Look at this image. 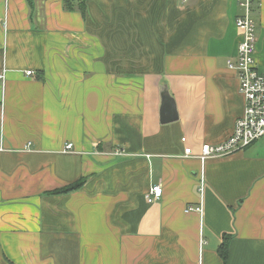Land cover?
I'll return each instance as SVG.
<instances>
[{
  "label": "crops",
  "instance_id": "obj_1",
  "mask_svg": "<svg viewBox=\"0 0 264 264\" xmlns=\"http://www.w3.org/2000/svg\"><path fill=\"white\" fill-rule=\"evenodd\" d=\"M252 1L264 73V0ZM71 7L0 0V264H264V138L204 164L183 158L226 141L243 115L227 68L237 2ZM163 87L178 116L164 125Z\"/></svg>",
  "mask_w": 264,
  "mask_h": 264
},
{
  "label": "built area",
  "instance_id": "obj_2",
  "mask_svg": "<svg viewBox=\"0 0 264 264\" xmlns=\"http://www.w3.org/2000/svg\"><path fill=\"white\" fill-rule=\"evenodd\" d=\"M73 2L74 0H65ZM240 14L235 19L239 33L236 55L227 61V68L236 73L238 90L244 101L242 117L236 122L233 134L226 141L217 145H203L199 155H193L190 148H185L183 158H195L204 164L207 160L226 158L240 152L254 142L264 138V73L258 71L255 64V22L253 19V1L235 0ZM27 72V76L32 75ZM1 76L0 80L3 81ZM185 142V138L181 139ZM72 144L64 146V153L71 151ZM122 155L123 151H115ZM204 179H199V192L203 191ZM162 195L160 186L152 187L145 196L148 204L157 202ZM186 212L202 213L201 205L188 206Z\"/></svg>",
  "mask_w": 264,
  "mask_h": 264
},
{
  "label": "water",
  "instance_id": "obj_3",
  "mask_svg": "<svg viewBox=\"0 0 264 264\" xmlns=\"http://www.w3.org/2000/svg\"><path fill=\"white\" fill-rule=\"evenodd\" d=\"M160 123L162 125L173 123L178 120L176 107L173 99L170 97L166 87H163L160 93Z\"/></svg>",
  "mask_w": 264,
  "mask_h": 264
},
{
  "label": "trees",
  "instance_id": "obj_4",
  "mask_svg": "<svg viewBox=\"0 0 264 264\" xmlns=\"http://www.w3.org/2000/svg\"><path fill=\"white\" fill-rule=\"evenodd\" d=\"M78 2H82V0H78ZM71 3L72 2H67L66 1V10H72L73 7H71ZM79 6V11L81 12V14L83 15V8L81 6V4L78 5ZM84 180H81L75 184H72L66 188L60 189V190H56L54 192H51L52 194L49 195H67L69 193H72L74 191H77L81 188V186L83 185ZM227 252H228V240L227 238H224V240L222 241L221 245L219 246L217 253L220 256V258L223 261H226L227 259Z\"/></svg>",
  "mask_w": 264,
  "mask_h": 264
}]
</instances>
